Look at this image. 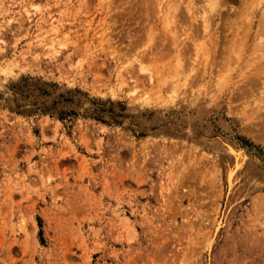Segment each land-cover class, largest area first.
Instances as JSON below:
<instances>
[{
    "label": "rangeland",
    "instance_id": "rangeland-1",
    "mask_svg": "<svg viewBox=\"0 0 264 264\" xmlns=\"http://www.w3.org/2000/svg\"><path fill=\"white\" fill-rule=\"evenodd\" d=\"M195 1L0 0V264H264V0Z\"/></svg>",
    "mask_w": 264,
    "mask_h": 264
},
{
    "label": "bare ground",
    "instance_id": "bare-ground-1",
    "mask_svg": "<svg viewBox=\"0 0 264 264\" xmlns=\"http://www.w3.org/2000/svg\"><path fill=\"white\" fill-rule=\"evenodd\" d=\"M193 1L196 2L195 0H193ZM193 1L191 0V1L189 2V0H188L189 3L193 2ZM205 1H207V0H205ZM205 1H204V2H205ZM212 1H213V0H212ZM212 1L209 0V2H208L209 4H206V3H205L204 5H207V6H208V5H211V14L214 15V13H215V11H216V10H215L216 5H213V2H212ZM215 1H216V0H215ZM194 2H193V4L195 5L196 3H194ZM159 3H160V0H159ZM167 3H168V2H167ZM220 3H221L220 1L217 2V5H219ZM177 5H178V4L169 7V8L171 9V11H170V12H171V13H170V14H171V18L169 17L170 20H173V21H174V18H177V17H178V16H177V14H178L177 12H179V11H178V7H179V6H177ZM187 5H188V4H187ZM204 5H203V6H204ZM159 6H160V5H159ZM189 6H190V5H189ZM189 6L186 7L187 11H189V10L192 9V8H191L192 6H191V7H189ZM195 6H196V5H195ZM195 6H193V7H195ZM207 6H206V8H207V10H208L209 8H208ZM165 7H166V5H165ZM167 7H168V6H167ZM167 7H166V9H167ZM204 7H205V6H204ZM184 8H185V6H184ZM195 8H196V7H195ZM195 8H193V9H195ZM206 8H205V10H204V9H201V11H202V10L207 11ZM164 9H165V8H164ZM166 9H165V10H166ZM193 9H192V10H193ZM179 10H180V9H179ZM162 11H163V10H162ZM166 11H167V10H166ZM194 11L196 12V10H193V12H194ZM198 11H199V9H198ZM209 11H210V10H209ZM184 12H186V11H184ZM165 13L168 14V11L165 12ZM176 13H177V14H176ZM182 13H183V12H182ZM182 13H180V16H183ZM197 13H198V12H197ZM206 13H208V12H206ZM170 14H169V15H170ZM181 14H182V15H181ZM186 14H187V13H186ZM194 14H195V13H194ZM198 14H199V13H198ZM165 15H166V14H164V17H166ZM192 15H193V14H192ZM180 16H179V17H180ZM185 16H186V15H185ZM185 16L181 17L180 20H183L182 18H184ZM193 16L196 17L197 14H196V15H193ZM186 17H187V16H186ZM188 18H189V16H188ZM188 18H187V19L185 18V19L188 20ZM191 18H194V17L191 16ZM198 18H199V17H197V19H198ZM200 18H201V16H200ZM197 19H196V20H197ZM164 20H167V19H164ZM168 20H169V19H168ZM168 20H167V22H168ZM180 20H179V22H180ZM196 20H195V22H196ZM209 20H210V16H208L207 18H204V20H203V22L205 21V22H204V25H205L204 30H207V29L210 27V22H211V21H209ZM193 21H194V20H193ZM198 21H199V20H197V22H198ZM201 21H202V19L200 20V22H201ZM197 22H196V23H197ZM170 23H171V22H170ZM168 24H169V23H168ZM180 24H181V23H180ZM180 24H178V25H180ZM199 24H200V23H199ZM201 24H202V22H201ZM201 24H200V25H201ZM169 25H171V24H169ZM169 25H168V26H169ZM176 25H177V23H176ZM200 25H198V27H201ZM179 27H180V26H179ZM195 28H196V27H195ZM200 29H201V28H200ZM201 30H202V29H201ZM173 33H174V32H173ZM195 33H196V34L199 33V32H198V29H195ZM174 34H175V33H174ZM203 34H204V33H203ZM174 37H175L174 40L177 39L176 36H174ZM174 40H173V43H175ZM176 43H177V41H176ZM176 43H175V44H176ZM175 44H174V45H175ZM177 45H178V44H177ZM178 46H179V45H178ZM183 46H184V44H183ZM174 47H175V46H174ZM234 47H236V46H233V47H232V48L235 50ZM176 48H177V46H176ZM183 48H185V46H184ZM185 49H186V50H185L186 53H187V51L189 52V48H188V46H186ZM187 49H188V50H187ZM197 49H198V48H197ZM177 51H178V50H177ZM185 51H184V53L181 52V54H182V55H183V54L185 55ZM177 54H178V53H177ZM203 54L205 55V53H203ZM206 54H207V53H206ZM208 54H209V52H208ZM185 56H186V55H185ZM185 56H184V57H185ZM186 57H188V56H186ZM178 58H179V57H178ZM183 59H184V58H183ZM185 59H186V58H185ZM205 61H206V60H205ZM181 62H182V61H180V62H178V63H181ZM186 66H187V65H186ZM184 67H185V64H184ZM192 70H193V68H192ZM183 71H185V68H184ZM196 75H197V74H196ZM183 77H184V76H183ZM186 79H187V77H185V80H186ZM192 82H194V81H192ZM254 89H255V88H254ZM251 90H252V89H251ZM255 90H256V89H255ZM251 92H252V91H251ZM254 95H255V94H254ZM254 95H253V96H254Z\"/></svg>",
    "mask_w": 264,
    "mask_h": 264
}]
</instances>
